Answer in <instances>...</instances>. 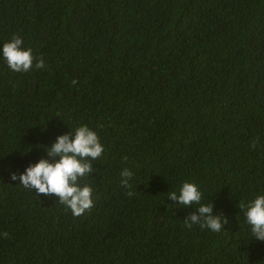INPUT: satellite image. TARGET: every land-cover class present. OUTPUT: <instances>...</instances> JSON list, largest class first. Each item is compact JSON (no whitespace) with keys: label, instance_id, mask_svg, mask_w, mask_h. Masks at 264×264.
Wrapping results in <instances>:
<instances>
[{"label":"trees","instance_id":"16d2710c","mask_svg":"<svg viewBox=\"0 0 264 264\" xmlns=\"http://www.w3.org/2000/svg\"><path fill=\"white\" fill-rule=\"evenodd\" d=\"M13 34L44 65L0 60V264H264L239 211L264 192V0H0ZM81 123L104 151L73 216L8 170ZM182 180L221 231L185 227Z\"/></svg>","mask_w":264,"mask_h":264},{"label":"clouds","instance_id":"9594fccd","mask_svg":"<svg viewBox=\"0 0 264 264\" xmlns=\"http://www.w3.org/2000/svg\"><path fill=\"white\" fill-rule=\"evenodd\" d=\"M22 45L23 40L16 34L0 42V60L6 67L12 72H26L32 67H43V59L36 58L33 64L32 49ZM39 145L50 159L39 158L29 162L19 174L8 170L9 179L18 180V184L27 189H34L37 195L54 194L56 201L65 206L73 216L82 214L93 202V189L89 184L83 183V178L93 172L91 162L104 151V145L96 131L88 124L81 123L56 135L50 145ZM126 159L127 157H122V160ZM132 175L133 172L128 167H122L119 171L120 184L127 188ZM127 195L131 196L132 192L129 191ZM166 196L175 205H183L185 208L195 205L194 211L188 212L183 219L185 227L198 225L201 229L218 232L222 230V224L227 223L226 217L213 212L211 201L202 202L200 189L190 181L182 180ZM239 211L251 237L264 241V192L258 191L250 199L240 202ZM6 235V232L0 233V236Z\"/></svg>","mask_w":264,"mask_h":264}]
</instances>
